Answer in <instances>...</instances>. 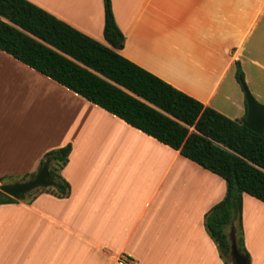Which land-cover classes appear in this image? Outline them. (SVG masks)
<instances>
[{"label": "crops", "instance_id": "1", "mask_svg": "<svg viewBox=\"0 0 264 264\" xmlns=\"http://www.w3.org/2000/svg\"><path fill=\"white\" fill-rule=\"evenodd\" d=\"M29 1L105 43L103 0ZM110 2L121 55L231 119L239 76L264 105V0ZM66 144L67 196L0 204V264H225L204 226L220 176L0 50V178ZM241 231L264 264V202L246 193Z\"/></svg>", "mask_w": 264, "mask_h": 264}, {"label": "trees", "instance_id": "2", "mask_svg": "<svg viewBox=\"0 0 264 264\" xmlns=\"http://www.w3.org/2000/svg\"><path fill=\"white\" fill-rule=\"evenodd\" d=\"M103 6L105 43L29 0H0V50L220 176L225 194L205 213V229L225 264L230 260L228 227L248 256L242 194L264 202V134L244 126L245 117L231 119L121 55L124 36L110 0ZM70 150V144L49 150L34 173L1 177L0 182L33 178L46 163L54 185L27 193L25 200L40 192L65 197L70 186L61 170ZM16 201L0 191V204Z\"/></svg>", "mask_w": 264, "mask_h": 264}, {"label": "water", "instance_id": "3", "mask_svg": "<svg viewBox=\"0 0 264 264\" xmlns=\"http://www.w3.org/2000/svg\"><path fill=\"white\" fill-rule=\"evenodd\" d=\"M238 78L242 84L247 105L246 116L242 124L256 133L264 134V105L253 98L241 77L239 76ZM53 185L54 182L50 180L46 163H44L33 178L21 182L0 183V191L16 200H24L27 193L40 187ZM228 238L230 242L229 264H249L247 255L239 251L236 245L232 229L228 232Z\"/></svg>", "mask_w": 264, "mask_h": 264}, {"label": "built area", "instance_id": "4", "mask_svg": "<svg viewBox=\"0 0 264 264\" xmlns=\"http://www.w3.org/2000/svg\"><path fill=\"white\" fill-rule=\"evenodd\" d=\"M116 262H117V264H133V263H131V261L128 258H126L123 255L118 257L116 259Z\"/></svg>", "mask_w": 264, "mask_h": 264}, {"label": "rangeland", "instance_id": "5", "mask_svg": "<svg viewBox=\"0 0 264 264\" xmlns=\"http://www.w3.org/2000/svg\"><path fill=\"white\" fill-rule=\"evenodd\" d=\"M0 183H2V182H0ZM229 263H230V260H229Z\"/></svg>", "mask_w": 264, "mask_h": 264}]
</instances>
